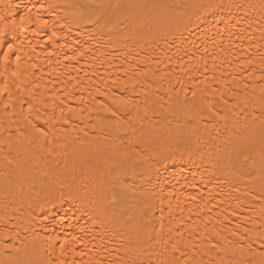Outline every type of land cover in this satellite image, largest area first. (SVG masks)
Here are the masks:
<instances>
[{
  "label": "bare ground",
  "instance_id": "obj_1",
  "mask_svg": "<svg viewBox=\"0 0 264 264\" xmlns=\"http://www.w3.org/2000/svg\"><path fill=\"white\" fill-rule=\"evenodd\" d=\"M17 2L0 261L264 264V0H23L26 28ZM119 100L154 143L108 119Z\"/></svg>",
  "mask_w": 264,
  "mask_h": 264
},
{
  "label": "snow or ice",
  "instance_id": "obj_2",
  "mask_svg": "<svg viewBox=\"0 0 264 264\" xmlns=\"http://www.w3.org/2000/svg\"><path fill=\"white\" fill-rule=\"evenodd\" d=\"M34 7H35L34 5L30 6L29 4L24 3L23 0H19V2L15 3L13 6H10L9 11L12 13V16H13L12 22L14 26L26 28L28 24L33 23L31 17L34 14L33 13ZM79 7H82V6L72 4V3H69L67 5V9L69 10L79 8ZM200 7H203V5H200ZM207 7L211 9L214 7V5L209 3ZM74 14L78 15V13H74ZM17 21H19L18 24H17ZM36 22L41 23L44 27H47V24H48L47 20L41 21L38 15L36 16ZM5 24H7V20L5 21ZM7 35H8L7 31L4 33H0V47H6L8 49V52L11 53L12 47H11L10 41H8L7 39ZM7 59H8V56L5 55V60ZM17 59H19V57H17ZM195 94L196 93L193 92V95ZM114 103L117 104L116 107L109 106L105 108L106 112H110V116L108 117V119L114 120L118 125L124 123V121H127L128 127L126 131L129 132L133 137H137L138 139L142 140L144 143H154L155 142L156 134L151 128H147L142 125L140 127H137L136 123L134 122L135 117H133L131 113L124 115L126 105L123 100H119ZM121 116L124 117L123 121L121 120ZM66 122L67 121H65V123ZM36 130L40 132L41 134H43V129L37 128ZM137 134L139 135L137 136ZM61 248H63L62 245H61ZM0 264H10V262L0 261ZM61 264H63V262H61Z\"/></svg>",
  "mask_w": 264,
  "mask_h": 264
}]
</instances>
